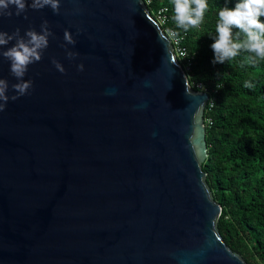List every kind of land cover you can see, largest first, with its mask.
<instances>
[{"label": "water", "instance_id": "obj_1", "mask_svg": "<svg viewBox=\"0 0 264 264\" xmlns=\"http://www.w3.org/2000/svg\"><path fill=\"white\" fill-rule=\"evenodd\" d=\"M26 14L0 17V30L39 32L47 19L54 36L24 76L29 93L0 112V264H249L219 234L200 166L209 94L189 84L146 3L61 0L59 14ZM0 78L14 95L3 57Z\"/></svg>", "mask_w": 264, "mask_h": 264}, {"label": "trees", "instance_id": "obj_2", "mask_svg": "<svg viewBox=\"0 0 264 264\" xmlns=\"http://www.w3.org/2000/svg\"><path fill=\"white\" fill-rule=\"evenodd\" d=\"M203 23L187 32L173 21V0H151L149 11L167 6L168 22L185 32L191 55L185 70L191 86L201 82L212 98L204 107L207 154L200 166L221 210L218 232L231 250L249 264H264V60L252 65L242 52L231 61L213 63L211 44L218 12L234 8L237 0H207ZM264 21V17L261 18ZM235 31V30H234ZM251 81L253 88H245Z\"/></svg>", "mask_w": 264, "mask_h": 264}, {"label": "clouds", "instance_id": "obj_3", "mask_svg": "<svg viewBox=\"0 0 264 264\" xmlns=\"http://www.w3.org/2000/svg\"><path fill=\"white\" fill-rule=\"evenodd\" d=\"M60 2L61 0H31L29 4L28 0H0V17H11L13 14L20 16L24 13L27 19L28 7L34 10L50 7L54 13L59 14ZM208 8L207 0H173V21L176 28L183 29L185 32L190 28H198L203 23ZM262 17H264V0H237L234 8L227 6L221 8L215 28L216 35L211 44L214 52L213 63L231 61L242 52L247 53L245 60L249 64L255 65L264 60V21L261 20ZM48 24L49 22L45 19L41 23L39 32L34 28H28L23 35L19 28L10 34L0 30V46L15 41L6 50L0 47V57L10 62V73L18 81L11 85L15 94L10 97L7 94L9 82L5 78H0V112L4 111L9 99L16 100L28 94L32 88L33 81L25 80L24 76L30 64L39 62L43 58L44 50L49 44V37L54 36ZM64 40L67 44L75 45L76 43L67 29L64 31ZM77 55L79 53L72 50L66 51L69 59H74ZM52 63L59 72L66 71L58 60L53 59ZM77 69L83 71L84 64L82 62L78 64ZM244 87L253 88L254 85L251 81H245Z\"/></svg>", "mask_w": 264, "mask_h": 264}, {"label": "built area", "instance_id": "obj_4", "mask_svg": "<svg viewBox=\"0 0 264 264\" xmlns=\"http://www.w3.org/2000/svg\"><path fill=\"white\" fill-rule=\"evenodd\" d=\"M143 1L146 3V5L151 2V0H143ZM150 13L154 17V19L157 21L159 26L165 32L166 36L168 37L171 43V47H172L174 55L176 56V59L178 60V62L180 63V65L185 71L186 69L189 68L190 61H191V55L189 54L186 44L184 43L185 32L177 31L173 26L166 25V23L168 22V18H169L166 5H160L156 9L152 10ZM174 32L178 34L174 35L173 34ZM195 86L197 87V89H204L201 82L195 83ZM207 102L209 106L212 105V98L210 97V95H208ZM208 123H210V119L207 118L206 120H204L205 126Z\"/></svg>", "mask_w": 264, "mask_h": 264}]
</instances>
